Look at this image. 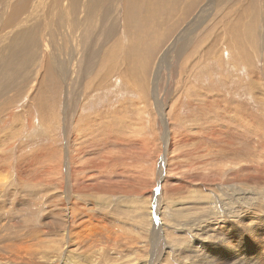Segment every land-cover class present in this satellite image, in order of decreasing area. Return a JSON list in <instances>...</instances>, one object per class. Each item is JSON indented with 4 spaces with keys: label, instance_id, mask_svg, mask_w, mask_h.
I'll return each mask as SVG.
<instances>
[{
    "label": "rangeland",
    "instance_id": "rangeland-1",
    "mask_svg": "<svg viewBox=\"0 0 264 264\" xmlns=\"http://www.w3.org/2000/svg\"><path fill=\"white\" fill-rule=\"evenodd\" d=\"M88 4L72 37L50 8L41 38L65 63L75 39L77 63L0 97L16 94L0 109V257L264 264V0L112 1L114 34L83 75Z\"/></svg>",
    "mask_w": 264,
    "mask_h": 264
},
{
    "label": "bare ground",
    "instance_id": "bare-ground-1",
    "mask_svg": "<svg viewBox=\"0 0 264 264\" xmlns=\"http://www.w3.org/2000/svg\"><path fill=\"white\" fill-rule=\"evenodd\" d=\"M112 1H115V0H89L88 6L90 9L95 10V12L98 14V24L99 25H98V31L95 34L94 33L95 25H94V20H93L89 28L92 31L91 34L89 35L88 38L86 37V34L82 38L83 40V42L81 43L82 56L78 60V63L81 67V73L83 75L89 72H93L97 68V59L99 57V49L101 47L100 42L110 40L114 34L117 21L112 20L111 19L112 16H110L107 19V21L104 19V15L106 13L111 14L113 11L111 9ZM122 1L126 2L127 0H122ZM195 1L197 0H192V4ZM222 1L229 2L230 0H222ZM131 2L130 3L127 2L126 5H129V4L131 5ZM53 3H55V5H53ZM81 4H82V0H67L66 5H65V0H0V42L4 40H8L7 38H10L6 46L3 47V50L0 51V97L6 95L11 90H16L18 87H20V84H26V83L30 84L32 74H35L36 76L34 75V77H37V80H35V82L43 83V85L45 84L44 88L47 87L46 85L49 84V82L46 80V77L44 74L47 65L49 67V73H50L49 80L55 81L54 79L55 77L51 74V69L56 73V70H57L56 67L59 66L64 72L65 68L68 67V69L69 68L71 69L72 65L77 63L76 62L77 49L74 48V42H73V41H76L75 39H71L72 49H69V51L66 52L67 54L66 63H65V57L64 56L62 57L63 54L57 50L58 48L57 49L55 48L54 50V48L52 47V51L47 50L45 48H42L40 50V45H41L42 37H44V41L47 45H51L49 36H53L52 35L53 26L48 16L50 8L52 11H55V10L58 11L57 19H58L60 26L64 25L63 11L65 9V25L67 28V34L69 37H72V34L70 33V26H71L70 23H71V20L74 18L75 12L78 10H81ZM138 9H140L139 6H138ZM41 23H42V26L40 30L38 28H34V26L39 25ZM9 41H12V42L10 43ZM32 83H34V80ZM45 89L47 90V88ZM15 95L16 94L10 95V97H8L9 99L7 98L8 99L7 101L5 99V102L0 104V109L5 105L7 106L8 104H10L11 101H13V99L16 97ZM40 96H43V95L40 94L39 97ZM33 106L36 107L35 103H33ZM45 107H47V103L44 102V99L39 98L38 109L40 111H43ZM0 119H1V116H0ZM1 180H3V178H1ZM1 206L2 205H0V207ZM195 228H197V226ZM193 230L194 229H192V231ZM186 252H184V254ZM188 255L190 256V254ZM2 257L3 256L0 257V264L13 263V260H11V257L9 260L6 257L7 261L3 259L5 257L3 258ZM200 258L201 257H199V259ZM218 263L220 264L219 261Z\"/></svg>",
    "mask_w": 264,
    "mask_h": 264
}]
</instances>
